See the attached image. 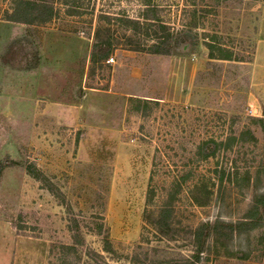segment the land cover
<instances>
[{
	"label": "rangeland",
	"instance_id": "obj_1",
	"mask_svg": "<svg viewBox=\"0 0 264 264\" xmlns=\"http://www.w3.org/2000/svg\"><path fill=\"white\" fill-rule=\"evenodd\" d=\"M32 1L0 0V264H264V219L224 228L264 195V0Z\"/></svg>",
	"mask_w": 264,
	"mask_h": 264
},
{
	"label": "trees",
	"instance_id": "obj_2",
	"mask_svg": "<svg viewBox=\"0 0 264 264\" xmlns=\"http://www.w3.org/2000/svg\"><path fill=\"white\" fill-rule=\"evenodd\" d=\"M14 6L12 8L11 14L8 16L7 20L10 22L15 23H22V24H34V23H47L50 20L53 19L54 13L53 9L50 8L48 10H45V7L43 3L38 1H32V0H14ZM208 48L211 50V57H213L214 53V47L212 44H208ZM101 49V46L98 44H95L93 53L91 55L92 62H98V61H108L109 58V51L103 53L101 56H97V51ZM151 52L154 54H164L167 53L162 50V47L158 44L152 46ZM219 60H231L232 56L227 52V50H221L219 58H216ZM258 121H264L262 119ZM210 155H207L208 157ZM4 165L0 163V176L2 172L4 171ZM27 173L36 181L43 184L46 189L51 192L55 197L58 199H62L61 192L52 184V182L44 175V173L40 170H38L34 165H30L27 167ZM161 219L158 221V224L161 226H170L169 224V218L171 216V210L169 206H164L161 208L159 212ZM264 219V195H258L255 197V200L245 215L244 218H242L240 221H238L234 225H226L224 226L225 229H228L231 233L234 232H251L254 231L262 226ZM168 221V222H167ZM221 225V224H220ZM223 225V224H222ZM221 225V226H222ZM102 229V226L100 227V231ZM220 229V226L216 223H206L202 224L196 230L193 232V239H194V247L196 251V259H200V254L204 252L205 249V243L210 237L212 232L218 231ZM222 229V228H221ZM72 231L74 232V243L71 246H63L64 250L74 251L75 247L80 245L81 235L79 234V227L77 222H74V228H72ZM157 233L159 235H167V233L162 230V228H158ZM216 233V232H215ZM105 251L110 252L112 251V245L108 238L105 239Z\"/></svg>",
	"mask_w": 264,
	"mask_h": 264
}]
</instances>
